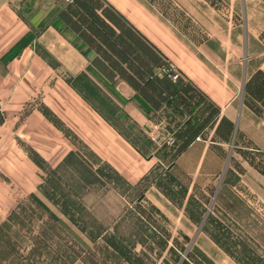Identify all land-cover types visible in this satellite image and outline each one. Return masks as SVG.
<instances>
[{
	"label": "crops",
	"instance_id": "obj_1",
	"mask_svg": "<svg viewBox=\"0 0 264 264\" xmlns=\"http://www.w3.org/2000/svg\"><path fill=\"white\" fill-rule=\"evenodd\" d=\"M105 1L218 109L198 139L169 162L174 173L187 179V199L209 201L198 231L207 214L215 213L220 225L258 229L264 224V95L256 100L244 84L256 70L264 73V48L258 39L264 21L255 22L252 0ZM28 31L29 25L0 0V58ZM39 34L37 42L61 70L83 69L87 58L65 37L51 27ZM33 44L34 40L7 58L0 70V105L5 112L0 116V172L15 190L34 193L46 172L17 143L23 142L46 171H52L69 157L79 158L75 144L61 130L65 129L125 185L141 183L159 162L157 156L141 153L65 76L54 72ZM35 99L41 108L31 107L19 118L17 110ZM154 185L150 183L142 196L165 216L166 205ZM9 190L0 182V200L7 204ZM189 221V229L194 228L196 222ZM222 260L211 259L215 264Z\"/></svg>",
	"mask_w": 264,
	"mask_h": 264
},
{
	"label": "rangeland",
	"instance_id": "obj_2",
	"mask_svg": "<svg viewBox=\"0 0 264 264\" xmlns=\"http://www.w3.org/2000/svg\"><path fill=\"white\" fill-rule=\"evenodd\" d=\"M5 2L29 25V31L0 58V70L7 56L17 54L24 44L34 40V50L55 73L65 76L141 153L154 154L159 162L141 183L130 188L99 164L68 132L79 160L69 157L60 167L48 172L28 146L17 143L46 173L40 176L34 193L22 194L0 172V182L10 188L9 204L6 199L0 200V264H193L187 255L202 264H212L211 259L219 258H223L222 264L225 258L234 264H264V224L258 229L250 227L241 231L218 224L220 218L215 213L207 214V225L198 231L209 201L187 199V179L174 173L170 161L164 157L171 145L168 141H172L174 124L198 116L199 109L178 114L171 107L166 108V113L175 116L170 122L163 116L166 113L160 111L143 114L132 99L134 93L94 56L87 59L80 71L61 70L54 56L41 41L37 42L39 33L51 27L72 46L75 44L73 35L55 21L54 11L60 1ZM251 4L255 22L264 21V0H252ZM258 39L264 48V27ZM34 106L41 108L38 99L22 105L17 116L21 118ZM4 113L0 105V116ZM62 130L65 134L66 130ZM5 142L3 139L2 144ZM153 182L157 197L166 205L165 216L149 207L142 196ZM194 193L198 197V192ZM146 194L150 196L151 192ZM138 204L154 224L136 212ZM262 217L264 221V214ZM189 219L196 222L192 229Z\"/></svg>",
	"mask_w": 264,
	"mask_h": 264
},
{
	"label": "trees",
	"instance_id": "obj_3",
	"mask_svg": "<svg viewBox=\"0 0 264 264\" xmlns=\"http://www.w3.org/2000/svg\"><path fill=\"white\" fill-rule=\"evenodd\" d=\"M59 1L54 18L73 35V46L85 58L94 56L101 60L125 82L143 114L166 113V108L170 107L178 114L182 111L190 114L199 109L198 116L192 115L190 120L174 124L175 131L171 145L164 153L165 158L171 161L181 154L203 128L214 121L218 109L182 74L177 73L171 79L168 74L176 71L169 61L105 0ZM244 90L259 100L264 95V73L259 69L253 72L244 84ZM163 116L169 122L175 118L168 113ZM64 135L69 138L67 131ZM135 209L146 222L154 224L141 205H135ZM187 257L193 264H202L191 255Z\"/></svg>",
	"mask_w": 264,
	"mask_h": 264
},
{
	"label": "built area",
	"instance_id": "obj_4",
	"mask_svg": "<svg viewBox=\"0 0 264 264\" xmlns=\"http://www.w3.org/2000/svg\"><path fill=\"white\" fill-rule=\"evenodd\" d=\"M66 1H71V0H66ZM176 74H177V73L173 72L172 75L168 74V76H169L171 79H174ZM197 139H198V138H195V140H197ZM168 143L170 144L171 141H168ZM155 144L157 145L158 143H155Z\"/></svg>",
	"mask_w": 264,
	"mask_h": 264
}]
</instances>
